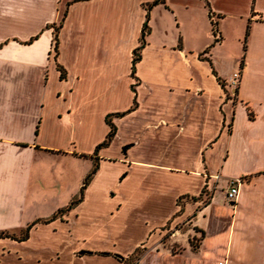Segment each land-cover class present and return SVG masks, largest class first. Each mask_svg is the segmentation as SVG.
Masks as SVG:
<instances>
[{
    "label": "crops",
    "instance_id": "crops-1",
    "mask_svg": "<svg viewBox=\"0 0 264 264\" xmlns=\"http://www.w3.org/2000/svg\"><path fill=\"white\" fill-rule=\"evenodd\" d=\"M151 1L0 0V264H264V0Z\"/></svg>",
    "mask_w": 264,
    "mask_h": 264
},
{
    "label": "trees",
    "instance_id": "trees-1",
    "mask_svg": "<svg viewBox=\"0 0 264 264\" xmlns=\"http://www.w3.org/2000/svg\"><path fill=\"white\" fill-rule=\"evenodd\" d=\"M162 1L163 0H152L150 3L145 4V8L148 9L151 5H153L155 3L156 4L157 3H161ZM64 15H65V10L63 11V14H62L61 18L59 19L57 25H54L53 26V31H52L53 37H52V42H51V51H53V59L54 60H55V57H56V54H57V31H58V28L60 26V22L62 20V17ZM211 25H212L211 30H212V33L214 35L215 32L217 31V29H216L215 23H212ZM146 33H147V25H146V20H145L143 22V24H142V27H141V32H140V37H139L140 45L137 46L136 48H134V50L132 52V58H131V75H133L134 64L138 60V57H139L138 51H139L140 47L143 44V41H144L143 40V37H144V35ZM56 69L59 72V78L60 79H63L64 76H65L64 75L65 74L64 69L59 64H57V63H56ZM133 86H134V84L131 86L132 92H134ZM135 106H136V100H135V96H133L130 107L126 111H124V112H127V111L132 110ZM124 112H115V113L107 114L105 116L104 119H105V123H106V125L108 127V130H107L104 138L94 147V150H93L92 154L89 156L93 160V165H92L91 169L89 170V172L84 176V178H83V180L81 182V186H80V189H79V195L76 198H74L73 200H71L65 207L59 208L58 210H56V212L53 215H51L48 218L42 219L40 221H42V222H48V221L52 220L53 218H55L56 216H61L62 214H64L68 210H70L77 202L80 201L81 195H82V191H83L85 185L89 182L91 176L93 175V173L95 172V170L97 168V161H95V160H97V156H96L97 151L100 148L106 147L110 143V141H111V139H112V137H113V135L115 133V126L111 122V118L112 117H115V116H119V115L123 114ZM181 198L182 197H179L177 201L179 202L181 200ZM29 228H30V226L27 225L24 228V230L22 231L21 236H19L17 239L18 240L25 239L27 237V233H28V229ZM1 236H12V235L8 234L7 231H0V237ZM136 251L137 250L135 249L132 254H134Z\"/></svg>",
    "mask_w": 264,
    "mask_h": 264
},
{
    "label": "rangeland",
    "instance_id": "rangeland-1",
    "mask_svg": "<svg viewBox=\"0 0 264 264\" xmlns=\"http://www.w3.org/2000/svg\"><path fill=\"white\" fill-rule=\"evenodd\" d=\"M211 32H210V30H208L207 31V36H206V38H207V40H208V38L209 37H211L212 35L210 34ZM210 35V36H209ZM212 38V37H211ZM230 45H232V48H233V50L232 51H230V52H234L235 53V49H236V44L234 43V45H233V42H231V40L227 43V40H226V43H225V45L222 47V51H224V50H227L228 49V46H230ZM52 53H53V51H52ZM226 96H229V93L227 92L226 93ZM127 147V145H125L124 146V148H126ZM82 169V168H81ZM210 198V189H208V188H204V191L202 192V194H201V199L202 200H208ZM15 234H17V232H15ZM2 238H3V236H1ZM0 237V238H1ZM190 241H191V244L192 245H197V243H198V241H199V237H196V238H191L190 239ZM138 248L139 249H137V251L134 253V254H129V255H127V257L126 258H129V260H128V262H127V264H129V263H131L138 255H139V253H140V250H142V249H140V248H142V246L140 245V246H138ZM132 256V257H131Z\"/></svg>",
    "mask_w": 264,
    "mask_h": 264
},
{
    "label": "built area",
    "instance_id": "built-area-1",
    "mask_svg": "<svg viewBox=\"0 0 264 264\" xmlns=\"http://www.w3.org/2000/svg\"><path fill=\"white\" fill-rule=\"evenodd\" d=\"M238 78V72H235L230 77V84L234 85L237 82ZM240 184V178H234L229 181L228 186L225 191V197L227 200L233 202L237 196L238 189ZM218 264H222V262H219Z\"/></svg>",
    "mask_w": 264,
    "mask_h": 264
}]
</instances>
